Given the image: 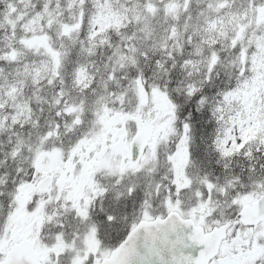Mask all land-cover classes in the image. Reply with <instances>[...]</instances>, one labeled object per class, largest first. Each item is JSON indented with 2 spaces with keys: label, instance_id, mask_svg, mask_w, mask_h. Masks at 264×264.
<instances>
[{
  "label": "snow or ice",
  "instance_id": "6c2138e0",
  "mask_svg": "<svg viewBox=\"0 0 264 264\" xmlns=\"http://www.w3.org/2000/svg\"><path fill=\"white\" fill-rule=\"evenodd\" d=\"M0 264H264V0H0Z\"/></svg>",
  "mask_w": 264,
  "mask_h": 264
}]
</instances>
